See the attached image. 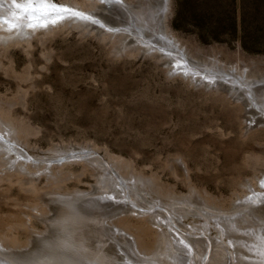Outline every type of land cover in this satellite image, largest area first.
Listing matches in <instances>:
<instances>
[{
    "label": "rangeland",
    "instance_id": "374dc122",
    "mask_svg": "<svg viewBox=\"0 0 264 264\" xmlns=\"http://www.w3.org/2000/svg\"><path fill=\"white\" fill-rule=\"evenodd\" d=\"M98 1L90 12L103 26H26L28 35L8 40L0 27V235L5 245L25 247L8 251L9 259L0 255V264H22L29 251L41 256L34 261L57 255L45 243L59 242L57 229L74 215L63 206L82 199L72 197L76 191L110 196L116 184L131 206L103 217L85 199L78 204L77 214L98 224H89L85 239L54 245L67 264H176L186 254L163 250L165 228L145 216L161 212L178 229L173 222L183 214L175 208L185 211L186 223L204 221L179 240L186 263L264 264V0H126L134 14L118 9L113 2L120 0ZM140 9L154 23L141 28ZM133 35L154 40V51ZM96 156L120 180L98 177L97 162L81 163ZM49 172H60L59 179ZM166 206L175 208L167 213ZM102 218L116 227L106 233ZM116 228L137 241L138 258L129 242L111 235ZM206 228L214 242L194 238ZM34 231L44 237L33 240Z\"/></svg>",
    "mask_w": 264,
    "mask_h": 264
},
{
    "label": "bare ground",
    "instance_id": "6f19581e",
    "mask_svg": "<svg viewBox=\"0 0 264 264\" xmlns=\"http://www.w3.org/2000/svg\"><path fill=\"white\" fill-rule=\"evenodd\" d=\"M29 1H31V0H29ZM40 1V0H39ZM38 1V2H39ZM105 2L104 3H106V1H109V0H104ZM41 2V1H40ZM88 2V3H87ZM87 4H89L90 6L88 7V9H86V7L84 8V6L83 7H78V6H76V5H74V4H69V5H71V6H69V5H67V4H60L59 5V7H64V8H72L73 9V11H76V12H80V13H82V15L83 16H85V17H88V19H82V18H80L79 16H73V15H70V14H67V13H63V12H61V16H63L60 20H57V21H55V22H52L53 21V19H54V17L56 16V15H52V17H50L49 19H46V17L45 16H42V15H39V17L38 16H36V13L37 12H33V13H31V15L34 17L33 18V20H29L28 19V17H24L23 15H22V11L19 9V8H17V7H15V5L16 4H21V1L20 0H0V15H2V14H5L6 13V17H4V16H0L2 19L0 20V27L1 28H3L4 30H5V33H6V36H4V38H5V40H8L10 37H11V35H13V37H21L22 38V36H24V35H28L29 34V32L28 31H26V26H29V25H38L39 24V21L38 20H40V19H42L43 21H44V28L45 27H50L51 25H58L59 23H72V22H76V24H79V25H81V26H90V25H93V23H92V21H96V25L95 26H101L102 24H100V23H102L101 22V20H100V23L99 22H97V21H99V20H96L94 17H93V15H91V13L92 12H90L91 10H90V8L91 7H95V6H97L98 5V3H100V1H98V0H87ZM121 2V3H120ZM120 2H113L114 4H116L117 6V8L118 9H120V10H123V12H127V13H132V14H134L133 13V11H132V9L131 8H133L132 7V4L131 3H129V2H126V0H120ZM28 3V2H27ZM49 3V2H48ZM40 4V3H39ZM83 4L85 5V3L83 2ZM112 4V3H111ZM36 5H38V3L36 4ZM105 5V4H104ZM108 5V4H107ZM103 6V5H102ZM105 7V6H104ZM96 10V9H95ZM141 10V9H140ZM132 11V12H131ZM117 12H119V10H117ZM140 12V14H144L145 13V21H143V20H141V18L140 17H137L136 15V17L138 18V20H140L141 21V23L139 24L140 25V27L141 28H143V27H145L146 25H151L152 23H154V19L153 20H151V18H150V16H148L147 17V15H146V12L145 11H143V10H141V11H139ZM39 13V12H38ZM41 14V13H40ZM60 14V13H59ZM139 14V15H140ZM46 16H49L48 14L46 15ZM8 21V22H10V23H14V24H16V23H18L20 26H18V27H14V28H12L11 30H9V27H8V24L7 23H4V21ZM3 21V22H2ZM47 21H49V22H47ZM143 21V22H142ZM32 22V23H31ZM54 23V24H53ZM103 26V25H102ZM126 27H128V26H126ZM134 27V26H133ZM132 27V29L131 30H134V32L136 31L137 33H139L141 36H143L144 35V33L140 30V29H137L136 27H134L133 28ZM109 28V27H108ZM108 28H105V29H108ZM35 29V28H34ZM110 29V28H109ZM2 30V29H1ZM28 30V29H27ZM32 31H34V30H32ZM120 31H124V30H122V29H120ZM0 32H2V31H0ZM113 33H116L115 31H113ZM124 33V32H123ZM125 34V33H124ZM143 34V35H142ZM133 36H136V35H133ZM147 37V39H150V37L151 36H146ZM134 38V37H133ZM136 38V40H135V42L137 43V45H139V47H143L144 49H146V50H151V51H154V47H153V44L155 43V41L154 40H151L150 42H154L152 45L151 44H148L145 40H143L142 39V37H138V36H136L135 37ZM141 38V39H140ZM144 41V42H143ZM149 41V40H148ZM156 44V43H155ZM142 45V46H141ZM164 53L163 52H161V54H160V57H162V56H164L163 55ZM174 71V70H173ZM173 71H171V75H173V74H175V72H173ZM194 76V75H193ZM182 77H184V76H182ZM184 78H186V77H184ZM188 78H189V76H188ZM194 78V77H193ZM190 80H192L191 78H190ZM194 80H197L198 81V79L197 78H195ZM194 82V81H193ZM233 86V85H232ZM230 87V89L232 90V92L234 91L236 94H239V95H241L240 93H239V91H238V89H236L235 87H232L231 88V86H229ZM242 96H244V95H242ZM246 97H247V95H246ZM251 100V99H250ZM249 100V101H250ZM16 147L15 146H13V150H15V152L14 153H16ZM17 151H19L18 149H17ZM5 153H8V151L7 152H5ZM9 159L11 160V157H9ZM101 159V161L99 162V160ZM81 161V160H80ZM88 161L89 162H81V163H90L91 161H94V162H97V163H99L100 165H99V167L101 168V173H99L97 176L99 177V175H102V172H103V174L105 175L106 173L107 174H109V175H111V176H113V178L114 179H116L117 178V180H120L119 179V176H118V174L117 173H113L112 172V170H114L113 169V167H112V165L109 163V161H107V160H105L102 156H96V158H90V159H88ZM70 163H72V162H69V164ZM104 163V164H103ZM20 167H21V169H23V167L21 166V165H19ZM85 166V165H84ZM24 170V169H23ZM35 173V175H38L39 173H40V170L37 168V169H35V172H33L32 174H34ZM49 176H50V178L52 177L53 179H59V177H60V172H56L55 173V175L53 174V173H51V172H49ZM97 177V178H98ZM102 184V183H101ZM116 184V183H115ZM116 187H117V189H115V192H114V190H113V192H106V194H111L110 196L109 195H104V196H95V197H92V198H89V195L90 196H93V195H91V194H86V195H84L83 193H80V192H75L74 193V196H72V197H76L77 195H79V194H82L83 195V197H82V199L81 200H77V202H78V204H80L84 199H85V201L86 202H88V203H90V205H93V206H97V213H99L100 214V216H105V217H112V216H114L115 215V213H122V212H125L124 211V207H128V206H131V204H129V205H126L125 204V197H126V192L124 191V189H123V186L121 187V185L120 184H116ZM120 188H121V190H120ZM249 188H252V187H249ZM251 191L249 192V195L252 193V191H254V190H256V188L254 189H250ZM258 190V189H257ZM133 195V194H132ZM55 196H60V197H64V199H67V200H64V201H68L69 199H71V197H65V196H62V195H55ZM134 196V195H133ZM78 198H81V197H78ZM78 198H73L72 200H76V199H78ZM60 199V198H59ZM246 202V201H245ZM65 203H67V202H65ZM67 204H70V203H67ZM135 206H137L138 207V205L137 204H134ZM249 206V205H248ZM126 207V208H127ZM82 208V207H81ZM132 208V207H131ZM175 207H169V206H166V208H165V210H166V212H167V210L168 211H170L171 212V210L172 209H174ZM116 209H117V211H116ZM80 210V209H79ZM126 210V209H125ZM174 210H178V212L179 213H182L183 215H181L180 214V216H179V218H177L176 219V221L175 222H173L175 225H176V227H178V229H176V228H174V226L171 224V217L170 216H167V215H164V214H162L161 212L160 213H157V214H153V211L152 212H150V213H148V212H145V216L147 217V218H149V224H150V220H152V218L154 217L155 219H156V223H160L165 229L163 230L164 232L161 234V237L163 238V240H162V245H163V250H165V251H167V250H169V251H175V250H177V252L176 253H178V252H182V253H184V254H186L185 256H183V257H181L180 258V260H177V261H175L174 263H176V264H191V263H186L187 262V258H188V249H185L180 243H179V240L181 239V240H185L184 238H188V237H192V234L194 233L193 232V228H194V225H203L204 224V221H199V222H184L185 221V217H186V215H185V211L184 210H179L178 208H175ZM139 211V210H138ZM37 213H40V217L41 216H44L45 215V213L44 212H40V211H38ZM55 213V212H54ZM168 213V212H167ZM74 215L77 217V218H74ZM74 215H71V217L70 218H68V219H66L67 221V223H65V225L64 226H62L61 228H60V230H58L57 229V233H55L56 234V237H57V235H59L60 237L58 238H54L56 241H59V242H57V243H55V244H52V246L51 247H49L48 249L49 250H51V251H55V252H57L58 254L56 255V254H50V258H48V256H47V254L45 255L47 258L44 260H38V261H34L37 257L38 258H40L41 256L36 252V255L35 256H33V255H31L29 252H28V256H20L21 258H23V259H25V260H22L24 263H22V264H67L68 263V261H65L64 259V257H63V254H62V251L61 250H59V249H56V250H52V249H54V248H56L55 246H57V247H60L61 245H64V244H66L67 246L68 245H70L71 243H70V241L69 242H67V241H65V240H67L68 238H70V239H76V240H78V239H85V237L86 236H84L85 234L84 233H86L87 235H89V234H91L92 233V231H91V226L89 225L91 222L93 223V225H95V226H97V224H98V222H97V220L93 217V216H84V217H82V216H80V215H78L77 214V212L76 213H74ZM168 215H170V214H168ZM49 216V215H48ZM48 216H46L45 215V218H46V220L48 219ZM50 217H52V216H50ZM49 217V218H50ZM145 217V218H146ZM160 218V219H159ZM51 219V218H50ZM50 219H48L47 221L49 222H47L48 224L47 225H49L50 226V228L54 225V224H52L51 223V220ZM77 219V220H76ZM173 219V218H172ZM53 220V219H52ZM163 222H162V221ZM171 221V222H170ZM82 222V223H81ZM153 222H155V220H153ZM62 223H63V221H62ZM72 223H76V224H73L72 225ZM77 223H79V224H77ZM156 223H154V225H155V227H154V229L155 230H158V228H159V230H161L160 229V227H158L157 226V224ZM56 224V223H55ZM92 225V226H93ZM100 226H101V228L103 229V231H105L106 233L107 232H109V231H111L113 228L112 227H116L115 225H113L112 223H108L107 222V220H105L104 218H102V220H101V223L99 224ZM66 226V227H65ZM54 227V226H53ZM47 229V228H46ZM85 229H87L88 231H86L85 232ZM197 229H199V228H197ZM116 230L118 231L117 233H115L114 231H112L111 232V235H113V237H115L116 239L119 237V242H120V239H124L125 240V243L127 244L128 242V247L131 249V251H130V253H131V255L133 256V257H136V258H138L139 257V254L140 253H142L139 249H136L138 246H137V241L134 239L133 240V238L131 237V236H129V238L127 237V236H123V234L124 235H127V234H129L127 231H124L123 229L120 231L118 228H116ZM203 231H202V233H200L199 235L200 236H194V238L195 239H198V240H203V242L205 241V239L206 240H208L210 243L211 242H214L216 239H215V237L214 236H212V235H210V231H209V229L208 228H206V229H202ZM205 230V231H204ZM46 231V230H45ZM54 231V230H53ZM91 231V233H88V232H90ZM48 232V231H47ZM205 232H207V233H205ZM47 234V233H46ZM50 234V233H49ZM42 236V237H44V235H43V232H40V231H34L33 232V240L34 239H40L41 237H37V236ZM129 235H131V234H129ZM133 235V234H132ZM48 236V235H47ZM52 236H55V235H53V233H52ZM91 236V235H90ZM92 237V236H91ZM131 237V238H130ZM48 237H46V239H47ZM52 238V239H53ZM202 238V239H201ZM42 239V238H41ZM44 239V238H43ZM130 239V240H129ZM3 240H5V236L4 235H0V250H2V251H0V255H2L1 257H8V259H9V256H12V255H5V254H8L7 252L8 251H14V252H16L17 251V249H24L25 247L23 246V247H21L20 245H18V244H16V243H14L13 241H12V239H11V241H12V243H9V242H7V245H5L4 244V242H3ZM48 241H50V240H48ZM117 241V240H116ZM36 242V241H35ZM37 242H39V240L37 241ZM46 242V241H45ZM44 242V243H45ZM203 242H202V244H203ZM39 243H41V242H39ZM50 243V242H49ZM48 243V244H49ZM46 245H47V243H45ZM135 244H136V246H135ZM201 244V245H202ZM40 245V244H39ZM43 245V244H42ZM42 245H41V247H42ZM55 245V246H54ZM72 245V244H71ZM261 246V245H260ZM71 247V246H70ZM107 247H102L101 248V250H100V254L102 255V257H105L106 256V254H108L107 253V249H106ZM221 249H224V250H226L227 249V247L226 246H224V247H220ZM4 249V250H3ZM38 249V248H37ZM233 249L235 250V252H237V250L235 249V244H234V247H233ZM28 250V249H27ZM31 250V249H30ZM39 250H40V248H39ZM21 251V250H20ZM32 251V250H31ZM41 251V250H40ZM226 251H228V250H226ZM25 252V251H24ZM34 252V251H33ZM104 252L106 253L105 255H104ZM32 253V252H31ZM138 254V257H137V254ZM175 253V254H176ZM22 255H23V252L21 253ZM30 254V255H29ZM245 254V253H244ZM38 255V256H37ZM104 255V256H103ZM45 256H43L42 255V257H45ZM55 256H57V257H55ZM244 256V255H243ZM14 257V256H13ZM177 257H178V255H177ZM253 258L252 256H247V258ZM11 258V257H10ZM61 258V259H60ZM240 258H241V256H240ZM32 259H34V260H32ZM41 259V258H40ZM60 259V260H59ZM14 260H15V258H12V260H10V263L11 264H15L14 263ZM1 263V262H0ZM261 263H263V262H261ZM3 264H5V263H3ZM19 264V263H18ZM248 264H251V262L250 263H248ZM254 264V263H253ZM258 264V263H257ZM260 264V263H259Z\"/></svg>",
    "mask_w": 264,
    "mask_h": 264
},
{
    "label": "snow or ice",
    "instance_id": "6c2138e0",
    "mask_svg": "<svg viewBox=\"0 0 264 264\" xmlns=\"http://www.w3.org/2000/svg\"><path fill=\"white\" fill-rule=\"evenodd\" d=\"M15 7L19 8L22 12L29 14L28 19L32 20L34 17L31 15L33 12H39L42 16H46L48 13H57V15L54 17L52 22H55L57 20H60L62 17L58 15L59 13H67L73 16H79L82 19H88V17L83 16L79 12H74L69 8H62L57 6L55 3H46L45 0H41V3L36 5V7H33L32 4L29 2L26 5H20L16 4ZM4 23L8 24L9 28H14L16 25L12 24L8 21H4ZM95 23V21H93ZM30 27H35L37 25H29ZM38 26L43 27L44 21L42 19L39 20ZM64 210H66L68 213L74 214L78 210V202H72L70 204H66L63 206ZM183 243V241H181ZM50 247L49 245H45V248Z\"/></svg>",
    "mask_w": 264,
    "mask_h": 264
},
{
    "label": "trees",
    "instance_id": "16d2710c",
    "mask_svg": "<svg viewBox=\"0 0 264 264\" xmlns=\"http://www.w3.org/2000/svg\"><path fill=\"white\" fill-rule=\"evenodd\" d=\"M242 30H243V28H242Z\"/></svg>",
    "mask_w": 264,
    "mask_h": 264
},
{
    "label": "water",
    "instance_id": "95a60500",
    "mask_svg": "<svg viewBox=\"0 0 264 264\" xmlns=\"http://www.w3.org/2000/svg\"><path fill=\"white\" fill-rule=\"evenodd\" d=\"M1 20V19H0ZM3 22V21H2Z\"/></svg>",
    "mask_w": 264,
    "mask_h": 264
}]
</instances>
